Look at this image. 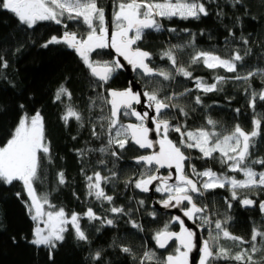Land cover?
Here are the masks:
<instances>
[{
  "label": "snow or ice",
  "instance_id": "obj_1",
  "mask_svg": "<svg viewBox=\"0 0 264 264\" xmlns=\"http://www.w3.org/2000/svg\"><path fill=\"white\" fill-rule=\"evenodd\" d=\"M225 2L232 8L243 7V0ZM207 3L217 4L218 0H207ZM207 3L205 0H113L112 32L109 36V20L100 0H0V11L11 13L26 30L35 29L41 22L62 26L65 31L61 36H51L40 47L47 49L50 45L63 44L73 50L88 70L89 76L94 78L93 89H100L90 98L88 107L90 112L99 108L101 115L96 118L90 115L88 120L92 138L104 142L97 148L77 150L78 156L84 159L89 153L99 152L102 156L110 155L118 161L126 148L151 150L150 154L135 158V163L142 165V171L138 178L125 181V186L132 185L147 193L155 185L154 190L164 197L159 201L163 208L179 209L183 217L191 221L201 233L207 230V238L198 240L197 231L187 227L181 216H174L153 235L157 249H168L172 241L176 242L166 255L160 256L154 250H146L137 259L130 247L120 246V251L132 257L137 264H191V254L197 249L198 264H264V256L257 257V253L264 252V230L253 226L250 240L232 234L228 228L231 216L224 214L219 217L203 199L216 189H227L230 197L225 199V203L229 210L232 201L237 200L242 207H255L256 201L247 194L241 196V192L264 191V170L257 171L254 167L264 166V158H253L251 151L262 134L264 113H256V103L257 99L264 102V89L259 92L251 90L250 84L256 76L264 81V68L238 71V65L244 66L245 56L251 53L250 48L243 55L234 49L230 56L224 57L214 51L197 49L195 34L187 43L171 45L159 53L160 59L168 61L170 69L155 65L153 54L138 46V42L149 31L177 32L175 28H165L164 20L176 18L198 21L208 17L210 11ZM216 15L221 19L224 17L222 7ZM68 21L83 25L86 31L80 34L67 30ZM228 35L234 37L235 33L229 29ZM241 40L244 45H248L246 38L241 37ZM109 48L116 53L112 60L94 58L93 53L99 55L101 50ZM185 48H192L187 65L180 61V53ZM118 57H122L144 79L141 90L134 91L131 82L129 87L122 90L106 88L114 74L125 68ZM193 65H203L210 70L224 69L235 75L228 77L217 73L212 78L213 82L209 83L203 77L193 75ZM8 66V62L0 55V68ZM177 76L192 81L195 88H185L180 93L172 92L162 96L161 93L171 87ZM229 80L242 81L248 86L245 94L254 113L251 131L246 132L239 124L229 132L218 131L217 121L211 117L206 119V126L195 129H190L186 120L184 123H172L177 118L176 109L181 116H189L188 111L175 102L179 97L189 96L196 90L204 95L223 91ZM65 98L70 102L72 93L62 84L55 93L54 102L63 103ZM193 99L196 105L204 106L201 95H195ZM135 105H142L147 110L138 111ZM235 111L239 113L240 109ZM122 117H134L136 122L124 123ZM61 120L65 127L72 120L80 128L85 126L83 114L71 103L65 104ZM149 123L152 127H149ZM97 124L100 131H97ZM152 133H155V138H150ZM170 133H176L178 139H172ZM192 149L200 153L197 159L217 162L226 171L216 172L211 168L198 171L196 165L191 163L193 157L185 151ZM42 161L52 162L51 143L45 135L44 117L39 111L31 116L25 112L0 146V184L22 185L28 197L25 202L28 214L35 222L33 238L29 242L37 248H47L50 259L51 252L65 242L69 226L76 241L90 244L88 234L81 227V220L86 219L89 223L99 221L101 226L115 227L116 219L121 216L130 217L131 210L125 211L123 207L116 206L113 203L114 197L105 191L104 186L117 176L114 171L109 176H102L99 171L86 176L87 196L94 197L101 207L106 202L109 207L105 211L113 214L114 218L98 215L91 207L83 215L76 212L69 214L64 208H57L47 193L37 192L36 185L42 183L43 177ZM99 163L104 164L105 161L101 159ZM161 169L169 170L167 175L162 174ZM229 173H238L243 178L238 179ZM57 182L59 185L67 183L63 171L57 174ZM20 195V192L16 193L18 198ZM138 204L143 206L144 201L139 200ZM259 209L264 214V201L259 203ZM149 215L155 219V212ZM127 222L139 232L144 230L143 225L134 219L130 218ZM171 223L178 224L180 230L172 231ZM92 259L101 261V252L96 251Z\"/></svg>",
  "mask_w": 264,
  "mask_h": 264
},
{
  "label": "trees",
  "instance_id": "obj_2",
  "mask_svg": "<svg viewBox=\"0 0 264 264\" xmlns=\"http://www.w3.org/2000/svg\"><path fill=\"white\" fill-rule=\"evenodd\" d=\"M205 2L207 3V0ZM100 3L109 19V9L113 6V0H100ZM207 6L210 11L208 17H202L198 21L176 18L164 20L165 28H175L177 32L149 31L145 38L138 42V46L153 54L155 65L170 69L168 61L160 59L159 53L171 45L187 43L192 34H195L197 49L214 51L224 57L230 56L234 49L243 55L245 50L250 48L251 53L245 56L244 66L238 65V71L264 68V0H243V7L236 8H232L225 0H218L217 4L207 3ZM221 7L225 13L222 19L216 15ZM67 23L69 31L80 34L86 31L84 26L77 22ZM183 29L189 31L184 32ZM229 29L235 33L234 37L228 35ZM64 31L62 26L50 22H41L35 29L26 30L11 13L0 11V55L9 65L8 68H0V146L6 141L23 113L31 116L39 111L44 117L45 135L51 143L52 162L42 161L43 177L42 183L36 185L37 192L47 193L52 204L57 208H64L69 214L76 212L83 215L91 207L98 215L114 218L113 214L105 211L109 205L105 202L101 207L100 202L94 197L87 196L86 188L87 175L99 171L102 176H109L114 171L117 176L104 186L105 191L114 197L113 203L116 206L123 207L125 211L131 210L130 217H119L116 219L115 227L101 226L99 221L89 223L86 219L81 220V227L88 234L90 244L76 241L69 226V231L65 233V242L51 252L50 259L47 248H37L29 242L33 238L35 222L28 214L25 203L28 197L22 185L0 184V264H137L132 257L120 251V246L130 247L137 259L146 250H154L160 256L166 255L176 242L172 241L168 249H157L153 235L168 224L172 217L153 208L149 192H141L132 185L125 186V181L138 178L142 171V165L135 163V158L147 155L148 152L145 149L126 148L118 161L110 155L102 156L99 152L89 153L84 159L77 154L79 149L97 148L104 142L92 138L91 124L88 120L90 115L93 118L101 115L99 108H94L90 112L88 107L90 98L100 89H93L94 78L89 76L88 70L73 50L63 44L50 45L47 49L40 47L51 36H61ZM241 37L249 41L248 45L243 44ZM17 49L20 50L16 51ZM191 52L192 48H185L180 53V61L185 65ZM93 56L100 60L114 58L105 50ZM191 70L195 77H203L209 83L213 82L212 78L217 73L228 77L235 75L224 69H206L203 65H193ZM136 80L143 87L144 79L137 72ZM62 84L72 93L70 102L66 98L63 103L54 102L55 93ZM129 84L127 75L118 71L106 88L122 90L129 87ZM250 84L251 90L259 92L264 89V81L259 76L253 77ZM247 87L242 81L229 80L223 91L204 95L196 90L189 96L179 97L175 102L184 107L189 116L187 118L181 116L176 109L174 111L177 118L172 120V123H184L186 120L188 127L195 129L206 126V119L211 117L217 121L218 131L229 132L237 124L246 132L251 131L254 113L245 94ZM185 88H195V85L192 81L177 76L171 87L166 88L161 95L180 93ZM198 94L204 100L203 107L194 103L193 98ZM66 103H71L83 114L85 118L83 128L74 120L65 127L61 116ZM20 105L24 107L21 108ZM237 108L240 109L239 113L235 111ZM256 113H264V102L258 99ZM121 119L124 123L136 122L134 117ZM97 131H100L99 124ZM170 137L178 139L176 133H170ZM185 151L193 157L191 163L196 165L198 171L205 168H211L216 172L226 171L225 167L217 162L197 159L200 153L194 149ZM251 151L253 158H264V122L261 137ZM101 159L105 161L104 164L99 163ZM254 167L257 171L264 170V166L261 165ZM61 171L67 179L64 185L57 182V174ZM229 175H236L238 179L243 178L238 173ZM17 192L21 194L19 198L16 196ZM245 194L256 201L255 207H242L237 200L232 201V208L229 210L225 203V199L230 197L227 189H216L206 194L203 199L208 203L210 210H214L219 217L224 214L231 216L228 228L232 234L250 240L253 226H259L264 230V214L259 209V203L264 201V191L241 192V196ZM163 198L155 192V199L161 201ZM139 200L144 201L143 206L138 204ZM151 212H155V219L149 215ZM130 218L142 224L144 230L139 232L132 228L127 222ZM170 229L180 230L176 223H171ZM203 235L207 238V230ZM96 251L101 252V261L92 259ZM260 256H264V252L257 253V257Z\"/></svg>",
  "mask_w": 264,
  "mask_h": 264
},
{
  "label": "water",
  "instance_id": "obj_3",
  "mask_svg": "<svg viewBox=\"0 0 264 264\" xmlns=\"http://www.w3.org/2000/svg\"><path fill=\"white\" fill-rule=\"evenodd\" d=\"M111 9H109V34H111V23H110V20H111ZM105 51H107L108 53H110L113 57H116V53L114 52V50L112 49H105ZM121 61V63H124L125 64V68L120 70L119 72H122L124 73L125 75H127V77L129 78L130 82H131V87L133 88L134 91H139L142 89V85L136 80V72H134L132 69H131V66L127 65L126 61L123 60L122 57H118ZM130 86V84H129ZM143 99V97H142ZM135 107L137 108L138 111H145L147 109H145L142 105H135ZM150 111V110H149ZM152 115L151 111H150V116ZM149 127H152V124L149 123ZM150 138H155V133H152L151 137ZM148 154H150V151L151 150H148V149H145ZM147 154V155H148ZM161 173L163 172H166V175L168 173L169 170L167 169H161L160 170ZM173 174H175V170L173 169ZM155 185L152 186V189L151 191H149V195L152 199V204H153V208L161 213V214H164V215H169L171 216L172 218L174 216H181V218L185 219V223H186V226L197 231V239H201V238H204V235L203 233H201L198 229H196V226L192 224L191 221H188L187 218L183 217V214L182 212L179 210V209H175V208H169V209H165L163 208L160 203H159V200L155 199ZM198 258H199V253H198V249L197 250H194L193 253L191 254V257H190V262L191 264H197L198 263Z\"/></svg>",
  "mask_w": 264,
  "mask_h": 264
},
{
  "label": "rangeland",
  "instance_id": "obj_4",
  "mask_svg": "<svg viewBox=\"0 0 264 264\" xmlns=\"http://www.w3.org/2000/svg\"><path fill=\"white\" fill-rule=\"evenodd\" d=\"M110 9H111V14H112V10H113V7L111 6L110 7ZM111 14H110V16H111ZM109 20V19H108ZM110 23H111V20H110ZM112 28V27H111ZM111 32H112V30H111ZM132 123H134V122H132ZM186 171H187V168H186ZM158 193V192H157ZM160 194V193H159ZM161 195V194H160ZM198 264V263H197Z\"/></svg>",
  "mask_w": 264,
  "mask_h": 264
},
{
  "label": "flooded vegetation",
  "instance_id": "obj_5",
  "mask_svg": "<svg viewBox=\"0 0 264 264\" xmlns=\"http://www.w3.org/2000/svg\"><path fill=\"white\" fill-rule=\"evenodd\" d=\"M109 36H111V34H109ZM93 54H95V53H93ZM162 174L166 175V172H163Z\"/></svg>",
  "mask_w": 264,
  "mask_h": 264
}]
</instances>
